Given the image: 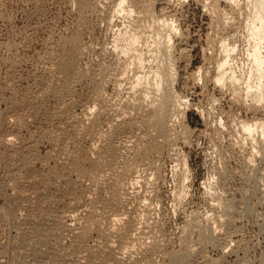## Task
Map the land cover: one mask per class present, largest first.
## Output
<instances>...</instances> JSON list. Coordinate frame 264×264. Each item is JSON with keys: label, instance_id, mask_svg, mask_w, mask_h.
<instances>
[{"label": "rangeland", "instance_id": "obj_1", "mask_svg": "<svg viewBox=\"0 0 264 264\" xmlns=\"http://www.w3.org/2000/svg\"><path fill=\"white\" fill-rule=\"evenodd\" d=\"M0 264H264V0H0Z\"/></svg>", "mask_w": 264, "mask_h": 264}]
</instances>
